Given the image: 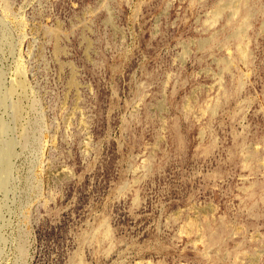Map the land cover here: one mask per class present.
I'll use <instances>...</instances> for the list:
<instances>
[{
  "label": "rangeland",
  "instance_id": "374dc122",
  "mask_svg": "<svg viewBox=\"0 0 264 264\" xmlns=\"http://www.w3.org/2000/svg\"><path fill=\"white\" fill-rule=\"evenodd\" d=\"M0 264H264V0H0Z\"/></svg>",
  "mask_w": 264,
  "mask_h": 264
},
{
  "label": "bare ground",
  "instance_id": "6f19581e",
  "mask_svg": "<svg viewBox=\"0 0 264 264\" xmlns=\"http://www.w3.org/2000/svg\"><path fill=\"white\" fill-rule=\"evenodd\" d=\"M234 6H236V5H234ZM237 6H238V5H237ZM234 13H235V12H234ZM234 13H233V14H234ZM235 15H236V14H235ZM232 16H233V15H232ZM232 16H231V17H232ZM21 83H22V82H21ZM22 84H24V83H22Z\"/></svg>",
  "mask_w": 264,
  "mask_h": 264
}]
</instances>
